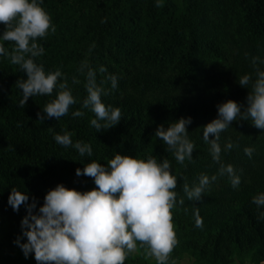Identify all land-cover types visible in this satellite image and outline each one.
Returning a JSON list of instances; mask_svg holds the SVG:
<instances>
[{"label":"trees","instance_id":"trees-1","mask_svg":"<svg viewBox=\"0 0 264 264\" xmlns=\"http://www.w3.org/2000/svg\"><path fill=\"white\" fill-rule=\"evenodd\" d=\"M156 2L43 0L56 32L37 41L45 52L36 62L46 72L60 69L77 100L59 120L38 121L37 116L58 89L51 96L30 97L19 107L22 91L15 85L27 75L0 56V264H37L34 253L25 258L15 243L28 213L24 205L18 212L9 206L12 187L27 192L29 203L34 197L38 211L58 184L81 192L94 189V180L77 177L76 169L93 160L106 165L117 153L168 159L179 177L176 191L185 203L172 210L179 241L171 253L176 264L264 263V219L259 218L264 206L253 203L254 196L264 193V129L251 120L234 121L220 134L219 163L203 139V126L218 118L217 105L230 99L247 104L256 79L252 58L264 60V0H161L159 8ZM4 30L0 24V35ZM5 47L11 51L12 44L5 42ZM84 60L95 70L98 85L109 75L117 77V88L102 100L119 107L122 119L106 131L96 132L90 125L95 114L82 108L86 75L77 69ZM101 66L105 73H100ZM257 66L264 70V64ZM244 75L251 76L248 88L238 83ZM73 76L79 84L72 83ZM104 87L110 89L111 82ZM77 110L84 115L74 117ZM182 117L192 118L188 131L195 144L194 162L186 160L184 165L155 137L161 124L167 128ZM65 131L73 134V144H90L92 156L81 157L74 147L57 144L54 136ZM229 142L234 147L226 150ZM246 147L255 149L251 158ZM221 164L234 166L241 177L238 188L219 174ZM201 174L217 179L200 201H189L184 177L192 187ZM197 209L203 227L196 226ZM26 242L24 237L21 243ZM125 264L156 261L145 258L138 247Z\"/></svg>","mask_w":264,"mask_h":264},{"label":"clouds","instance_id":"clouds-1","mask_svg":"<svg viewBox=\"0 0 264 264\" xmlns=\"http://www.w3.org/2000/svg\"><path fill=\"white\" fill-rule=\"evenodd\" d=\"M42 4L43 0H0V24L5 26L0 35V56L9 58L11 65H18L27 75L26 80L21 78L15 85L22 91L19 107H25L30 97L51 96L58 89L55 99L37 116L38 121L59 120L68 115L77 100L69 88L67 76L60 69L46 72L43 64L36 62V58L45 52L37 41L56 32L51 15ZM162 6L161 0H157L156 7ZM5 42L12 44L11 51L5 47ZM258 62L264 64L259 57L252 58L256 69L254 82L250 75L238 79L239 85L245 88L251 82L247 104L231 99L221 103L217 105L218 118L203 126V139L210 144L212 158L217 163L221 160L220 134L234 121L251 120L254 127L264 129V70L257 66ZM77 71L86 75L87 96L82 108L95 114L90 125L96 132L118 125L122 119L121 109L106 105L102 100L117 88V77L109 75L98 85L96 72L87 60L81 62ZM99 71L105 73L107 69L101 66ZM106 81L111 82L110 89L104 87ZM72 83L79 84L80 80L73 76ZM72 115L80 117L84 112L77 110ZM191 123V117H182L167 128L161 124L155 132V137L166 145V151L172 152L180 165L186 160L194 162L195 144L189 139L188 131ZM72 135L65 131L56 134L54 139L65 148L74 147L81 157L92 156L91 145L82 141L73 144ZM225 147L231 150L234 145L229 142ZM254 151V147L244 149L249 158ZM219 174H226L233 188L239 187L241 177L233 165L221 164ZM76 176L92 178L96 187L81 192L58 184L47 192L38 211L34 197L29 203L27 192L12 187L9 206L18 212L24 205L28 213L21 221L22 236L15 241L25 258L34 253L37 264H125L139 247L144 249L145 258H154L156 264H176L171 253L179 241L172 210L178 205L183 206L185 201L178 198L179 177L172 173L168 159L158 161L152 155L141 159L117 153L106 165L93 160L83 169L77 168ZM216 179V175L210 178L201 174L199 183L190 187L184 177L183 191L187 199L200 201ZM253 203L264 206V193L254 196ZM259 218L264 219V212ZM195 220L197 227H203L198 209ZM24 237L27 242L21 243Z\"/></svg>","mask_w":264,"mask_h":264},{"label":"rangeland","instance_id":"rangeland-1","mask_svg":"<svg viewBox=\"0 0 264 264\" xmlns=\"http://www.w3.org/2000/svg\"><path fill=\"white\" fill-rule=\"evenodd\" d=\"M180 264H191L189 261H183V262H181ZM262 264H264V263H262Z\"/></svg>","mask_w":264,"mask_h":264}]
</instances>
